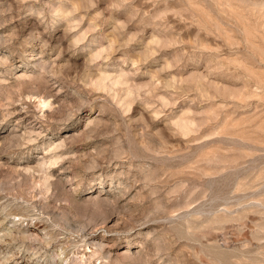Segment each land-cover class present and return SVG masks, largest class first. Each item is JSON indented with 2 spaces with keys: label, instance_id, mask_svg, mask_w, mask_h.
Wrapping results in <instances>:
<instances>
[{
  "label": "rangeland",
  "instance_id": "374dc122",
  "mask_svg": "<svg viewBox=\"0 0 264 264\" xmlns=\"http://www.w3.org/2000/svg\"><path fill=\"white\" fill-rule=\"evenodd\" d=\"M0 232V264H264V0H0Z\"/></svg>",
  "mask_w": 264,
  "mask_h": 264
},
{
  "label": "bare ground",
  "instance_id": "6f19581e",
  "mask_svg": "<svg viewBox=\"0 0 264 264\" xmlns=\"http://www.w3.org/2000/svg\"><path fill=\"white\" fill-rule=\"evenodd\" d=\"M52 185V184H51ZM3 207V206H2ZM9 208V207H8ZM6 209V208H5ZM2 217V216H1ZM19 221H21V220H19ZM14 224L15 223H17V221H14L13 222ZM19 223V222H18ZM4 224H5V222H4ZM13 225V224H12ZM20 225V224H19ZM3 226V225H2ZM1 226V227H2ZM17 226V225H16ZM14 228V227H13ZM20 229V228H19ZM17 230V229H16ZM32 230V229H31ZM14 231V230H13ZM12 230L9 232L10 233V235L11 234H13L14 232H13ZM29 232V231H28ZM31 232V231H30ZM1 233V232H0ZM3 233V232H2ZM34 233V232H33ZM21 235V234H20ZM32 236L36 239V241H39V244H40V242H44V238H42V236L40 237V235H38V234H32ZM17 237V236H16ZM21 238V237H20ZM1 240H4V238H2L1 237ZM15 240V239H14ZM31 240H33V239H31ZM4 242V241H3ZM6 242V241H5ZM10 242V241H9ZM14 242H16V240L14 241ZM35 242V241H34ZM26 243V242H25ZM38 243V242H37ZM7 244V243H6ZM6 244L5 245H3V246H6ZM10 245V244H9ZM15 246V245H14ZM5 248V247H4ZM15 248V247H14ZM21 248V247H20ZM10 249V248H9ZM6 250V249H5ZM2 251H3V249H2ZM6 252V251H5ZM4 252V253H5ZM20 252V251H19ZM41 253V252H40ZM2 254H3V252H2ZM2 254H1V256H2ZM4 255V254H3ZM7 255H9V254H7ZM2 257H4V256H2ZM51 257V256H50ZM57 257V256H56ZM1 258V257H0ZM48 258H49V256H48ZM57 258H55V257H51V263H44V264H58L59 262H58V260H56ZM4 260V259H3ZM41 261V260H40ZM6 262V261H5ZM8 262V261H7ZM35 261H33V263H34ZM43 262V261H42ZM47 262V261H46ZM2 263V262H1ZM31 264V263H30ZM35 264H43V263H40V262H36Z\"/></svg>",
  "mask_w": 264,
  "mask_h": 264
}]
</instances>
